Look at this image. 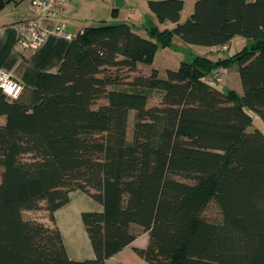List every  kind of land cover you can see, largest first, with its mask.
<instances>
[{
	"label": "trees",
	"instance_id": "obj_1",
	"mask_svg": "<svg viewBox=\"0 0 264 264\" xmlns=\"http://www.w3.org/2000/svg\"><path fill=\"white\" fill-rule=\"evenodd\" d=\"M147 5L174 27L149 28V38L125 23L86 28L57 73L16 100L0 91V264H105L140 232L149 242L135 252L148 264H264V134L248 131L247 112L264 122V0H196L183 23V0ZM174 37L205 48L250 42L120 87L118 72L152 65ZM231 66L241 95L205 81ZM149 91L160 92L158 106H147ZM76 190L103 207L82 214L95 255L82 262L68 258L53 216ZM211 201L219 221L204 217ZM40 211L47 223L25 217Z\"/></svg>",
	"mask_w": 264,
	"mask_h": 264
},
{
	"label": "crops",
	"instance_id": "obj_2",
	"mask_svg": "<svg viewBox=\"0 0 264 264\" xmlns=\"http://www.w3.org/2000/svg\"><path fill=\"white\" fill-rule=\"evenodd\" d=\"M185 5L184 1V8ZM193 6L194 4H191L189 14L193 12ZM183 11L180 22L185 18ZM32 18L31 0H11L0 10V72L10 74L22 85L23 91L34 88L41 73H57L72 38L86 28L125 23L137 34L145 35L146 38L145 28L149 25H152L150 28L157 26L159 29L174 27V24L169 22L158 23L148 8L147 0H68L57 14L42 21V27L50 31L46 34L42 45L37 49H22L17 44L20 37L29 39L33 34L32 29L22 25ZM144 25L147 27H143ZM57 26L62 27L63 33L53 31ZM235 39L237 37L226 45L227 51ZM244 44L248 45L246 42ZM189 46L193 47V45ZM164 49L165 55H168L171 48ZM202 49L199 51L205 55L197 54L194 57H208V53L213 51V48L202 47ZM208 58L215 61L212 57ZM177 60L176 64H180L181 60ZM141 66L138 65L137 68ZM4 123L5 119L0 117V125ZM102 211L103 207L99 203L76 190L69 194L68 203L54 212V224L58 228L70 260L82 262L94 259L95 255L82 221V214ZM43 221L47 223L46 219ZM148 242V233L140 232L130 245L109 258L105 264H148L135 252V249H145Z\"/></svg>",
	"mask_w": 264,
	"mask_h": 264
},
{
	"label": "rangeland",
	"instance_id": "obj_3",
	"mask_svg": "<svg viewBox=\"0 0 264 264\" xmlns=\"http://www.w3.org/2000/svg\"><path fill=\"white\" fill-rule=\"evenodd\" d=\"M185 1L186 5L183 11V17L184 19L181 20L180 23L185 22L190 15L189 14V9L191 4L193 5L195 0H183ZM248 2H252L254 0H247ZM191 2V3H190ZM189 3V6H188ZM159 23V22H158ZM161 24V23H160ZM146 25V24H145ZM143 27H147V26ZM152 26V25H151ZM150 25L148 28H145L146 30V38L148 36V30L151 27ZM155 26V25H153ZM157 27V26H156ZM158 28V27H157ZM159 29V28H158ZM165 29H170V28H161L159 29L160 31H163ZM144 36L145 35H140ZM249 43L250 41H247L246 39H243L241 37H237L232 43V46L230 49L227 51L226 46H221V47H212L213 51L211 53H208V57H212V59H225L233 56L235 53L239 52L240 50L243 49V47L246 46L244 43ZM178 45L180 48H178ZM181 44V45H180ZM173 45L176 46L174 48H171L169 50L168 55H165V49L163 48H158V52L155 55L154 61L152 65L147 66V65H142L140 68H137L136 72H128L126 70H121L120 72L117 73L119 80H120V87L121 88H126L127 84L130 83L135 77L139 76H144L148 77L150 73L153 70H156L158 72V76L160 79H165L166 78V71L167 70H177L180 64H176L178 61L177 59L185 62H191L194 55L197 54H202L205 55V53L201 52L199 50H203L202 47L199 46H189L188 44L184 43L182 40L178 39L177 37H174V42ZM188 48V49H187ZM190 48V49H189ZM205 48V47H204ZM225 48V49H222ZM199 51V52H198ZM207 56V55H206ZM203 57V56H200ZM206 57V58H208ZM209 59V58H208ZM212 61V60H211ZM236 66H231L227 68H219L215 71H213L210 76H208L205 81L211 84L212 86L216 87L217 89L221 91H226V90H233L235 91L238 95L242 94V87L240 84V79L239 76L237 75V68H234ZM222 69H227V70H222ZM148 101H147V106L148 107H153V106H158L161 101V96L160 92L158 91H149L148 93ZM106 104V100H100L97 102L95 105V108H98L99 106ZM247 112L250 114L252 118V125L251 127L248 128V131H253V130H259L261 133L264 134V122L260 119L257 113L247 110ZM134 113L130 112L129 117H128V124H127V142L130 143L132 139V131H133V118ZM2 169L0 168V177H1ZM43 216V218H42ZM46 216L45 213L43 212H26L25 217L26 218H33V219H42L44 220V217ZM204 217L207 220L210 221H219L220 220V214L214 203L211 201L209 205L207 206L205 212H204ZM47 221V220H46ZM44 222V221H43ZM48 222V221H47Z\"/></svg>",
	"mask_w": 264,
	"mask_h": 264
},
{
	"label": "built area",
	"instance_id": "obj_4",
	"mask_svg": "<svg viewBox=\"0 0 264 264\" xmlns=\"http://www.w3.org/2000/svg\"><path fill=\"white\" fill-rule=\"evenodd\" d=\"M68 0H31V10L33 18L24 22L23 27L33 30L31 38H22L17 44L22 49L39 48L48 32V29L42 27V21L57 14L67 3ZM55 32L63 33L62 27L54 28ZM225 49V48H222ZM0 91L9 99L16 100L23 92V87L16 82L10 74L0 72Z\"/></svg>",
	"mask_w": 264,
	"mask_h": 264
}]
</instances>
